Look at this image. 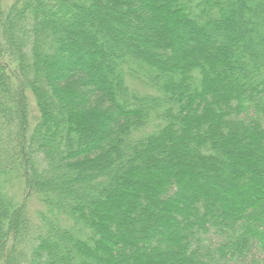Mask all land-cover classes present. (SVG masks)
Returning a JSON list of instances; mask_svg holds the SVG:
<instances>
[{
    "label": "trees",
    "instance_id": "16d2710c",
    "mask_svg": "<svg viewBox=\"0 0 264 264\" xmlns=\"http://www.w3.org/2000/svg\"><path fill=\"white\" fill-rule=\"evenodd\" d=\"M0 264H264V0H0Z\"/></svg>",
    "mask_w": 264,
    "mask_h": 264
},
{
    "label": "rangeland",
    "instance_id": "374dc122",
    "mask_svg": "<svg viewBox=\"0 0 264 264\" xmlns=\"http://www.w3.org/2000/svg\"><path fill=\"white\" fill-rule=\"evenodd\" d=\"M3 1H4V5H5V6H8V5L11 4V1H12V0H3ZM97 122H99V120H97ZM35 206H36V204H35Z\"/></svg>",
    "mask_w": 264,
    "mask_h": 264
}]
</instances>
